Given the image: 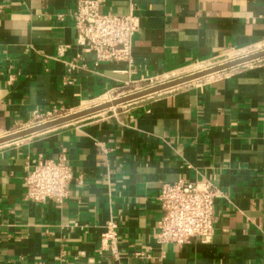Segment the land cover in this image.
<instances>
[{"label": "crops", "instance_id": "crops-1", "mask_svg": "<svg viewBox=\"0 0 264 264\" xmlns=\"http://www.w3.org/2000/svg\"><path fill=\"white\" fill-rule=\"evenodd\" d=\"M73 4L0 0V137L35 109L74 113L264 45V0H104L138 29L132 66L96 61ZM61 154L82 184L62 203L25 200L26 168ZM181 178L220 191L208 243L156 240L160 188ZM110 220L118 258L101 238ZM0 264H264V57L0 145Z\"/></svg>", "mask_w": 264, "mask_h": 264}, {"label": "built area", "instance_id": "built-area-1", "mask_svg": "<svg viewBox=\"0 0 264 264\" xmlns=\"http://www.w3.org/2000/svg\"><path fill=\"white\" fill-rule=\"evenodd\" d=\"M104 0H74L69 16L77 30V42L84 51L95 54L96 61L126 62L133 65L132 36L138 29L137 17L129 13L118 15L100 12ZM59 17H63L62 14ZM73 64L69 68L72 69ZM71 114L61 106L35 109L28 123L17 131ZM16 131V132H17ZM72 180L82 184L81 175L74 177L64 154L57 159L39 160L26 168L23 177L24 198L45 203H62L68 196ZM220 194L210 182L179 179L165 183L158 193L161 215L157 223L156 240L160 244L182 245L192 239L208 243L214 231V199ZM102 242L114 258H118L116 223L110 220L101 234Z\"/></svg>", "mask_w": 264, "mask_h": 264}, {"label": "water", "instance_id": "water-1", "mask_svg": "<svg viewBox=\"0 0 264 264\" xmlns=\"http://www.w3.org/2000/svg\"><path fill=\"white\" fill-rule=\"evenodd\" d=\"M263 57H264V50L253 53L251 55H247L244 57H240V58L231 60L229 62L220 64V65H217V66H214V67H211V68H208V69H205V70L193 73V74H189V75L184 76V77H180V78L168 81V82L160 83L158 85L146 88L144 90H141V91H138V92H135L132 94L125 95V96L120 97V98H115L111 101L104 102L102 104H98V105H95L93 107L86 108V109L68 114L66 116L57 118V119L52 120V121L44 122L42 124L30 127V128H26V129L21 130V131H17V132L11 133V134H7L5 136L0 137V145L8 143L10 141H14V140L19 139V138H23L25 136H28V135H31L34 133L42 132V131H45V130H48L51 128H55V127H58L61 125H65L67 123L78 120L80 118L88 117V116H91L93 114L102 112L106 109H110V108L116 107L118 105L128 103V102L137 100L139 98H142V97L154 94V93H158V92H161L164 90H168L170 88L185 84L187 82H190V81L202 78V77H205L207 75L214 74V73L235 67L237 65L248 63V62L263 58Z\"/></svg>", "mask_w": 264, "mask_h": 264}, {"label": "rangeland", "instance_id": "rangeland-1", "mask_svg": "<svg viewBox=\"0 0 264 264\" xmlns=\"http://www.w3.org/2000/svg\"><path fill=\"white\" fill-rule=\"evenodd\" d=\"M262 50H264V45L258 44L256 46H252V47L244 49V50L234 51L230 54L224 55L223 57L217 58V59L210 61V62L195 64V65L190 66V67H188V68H186V69L182 70L181 72H178L174 75L165 76L162 78H150V79L145 80V81L132 82V83H129L120 92L110 94V95L106 96L105 98H102V99L96 100L95 102H92V105H90L89 107H93V105L102 104L104 102L111 101L112 99L120 98V97H123L125 95L144 90L146 88L158 85L160 83H164V82H168V81L180 78V77H184V76H187L189 74H193V73H196V72H199V71H202V70H205V69H208V68L229 62L231 60H234V59H237L240 57L251 55L253 53H256V52H259ZM84 106H87V105H84ZM77 111H80V109Z\"/></svg>", "mask_w": 264, "mask_h": 264}, {"label": "bare ground", "instance_id": "bare-ground-1", "mask_svg": "<svg viewBox=\"0 0 264 264\" xmlns=\"http://www.w3.org/2000/svg\"><path fill=\"white\" fill-rule=\"evenodd\" d=\"M211 75V74H210ZM113 100V99H112ZM108 102V101H107Z\"/></svg>", "mask_w": 264, "mask_h": 264}]
</instances>
